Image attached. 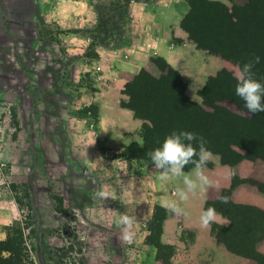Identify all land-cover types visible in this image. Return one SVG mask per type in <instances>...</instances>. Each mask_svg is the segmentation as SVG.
Returning a JSON list of instances; mask_svg holds the SVG:
<instances>
[{
	"label": "rangeland",
	"instance_id": "1",
	"mask_svg": "<svg viewBox=\"0 0 264 264\" xmlns=\"http://www.w3.org/2000/svg\"><path fill=\"white\" fill-rule=\"evenodd\" d=\"M56 1L0 0V241L9 240L11 247L2 255L13 264H174L173 246L159 242L165 211L157 207L151 185L158 170L120 144L140 130H118L115 138L99 125V105L116 84L117 105L126 108L123 88L141 69L166 76V86L153 91L158 98L153 102L171 98L181 104L187 96L210 111L199 95L203 87L193 100L185 79L179 81L156 55L141 58L133 51L135 60L110 58L116 48L123 55L127 50L130 26L116 20L123 15L116 7L126 0H87L81 13L63 23L47 10ZM210 1L231 7L229 0ZM203 51L219 61L209 76L226 69L235 77L237 64ZM126 61L131 70L121 68ZM217 104L249 117L231 101ZM247 142L246 134L235 133L232 147L242 154ZM243 160L252 179L264 183V161ZM101 189L111 198H97ZM120 214L135 218L130 244L120 239L115 224ZM181 232L182 240L190 237ZM186 254L180 253L184 261Z\"/></svg>",
	"mask_w": 264,
	"mask_h": 264
},
{
	"label": "trees",
	"instance_id": "2",
	"mask_svg": "<svg viewBox=\"0 0 264 264\" xmlns=\"http://www.w3.org/2000/svg\"><path fill=\"white\" fill-rule=\"evenodd\" d=\"M229 1L230 8L219 1L205 0L198 3L197 0H188L189 10L183 16L180 26L198 49L218 54L239 67L250 57L259 56L261 62L254 69L255 78L264 84V0L243 3ZM155 59L165 60L161 56ZM166 65L181 81L178 71L172 69L168 63ZM236 83L235 77L226 69H220L214 76H208L199 91L204 104L210 108L207 111L187 96L183 97L181 104H174L171 98L166 104L161 103L160 99V102H153L152 98L158 99L153 91L166 86V76L156 78L141 69L125 83L123 93L128 96V101L123 107L131 110L134 118L143 120L139 129L142 142H132L124 150L127 154L135 152L137 158L152 164L148 154L159 147L167 135L173 131H190L204 138L206 148L219 155L221 163L235 166L243 159L264 161V112L255 115L248 113L243 100L235 94ZM216 85L223 89H215ZM224 100L234 103L238 109L248 113L249 117L217 104ZM235 133L248 136L242 154L232 147ZM211 164L209 162L207 166ZM191 168L192 165H188L184 170ZM246 180L257 184L264 191V183L252 178ZM239 182L241 179L233 175V185ZM229 193L230 190H224L221 196L229 197ZM209 206L219 208L231 220L226 228L212 224L211 230L215 236L229 249L254 257L259 260V264H264V257L254 249L256 242L264 237V210L236 205L230 200L228 204H222L220 199ZM167 215L169 213L165 211L161 217L159 233L161 222ZM8 242L10 243L8 240L6 245L4 241H0V264H13L10 258L2 255L3 252L11 250Z\"/></svg>",
	"mask_w": 264,
	"mask_h": 264
},
{
	"label": "crops",
	"instance_id": "3",
	"mask_svg": "<svg viewBox=\"0 0 264 264\" xmlns=\"http://www.w3.org/2000/svg\"><path fill=\"white\" fill-rule=\"evenodd\" d=\"M56 2L53 9L47 10L53 17L59 19L60 23L67 22L73 14L81 13V8L87 7V0H57ZM120 7L123 15L116 20L124 21L126 26H130L127 28L124 41L128 46L124 55L122 50L119 52L116 48L114 53L109 54L110 58L114 61H122L123 58L135 60V57L130 54L133 51L137 55L141 54V58L144 54L161 56L185 79L189 96L196 100L197 92L203 87L207 77L214 74L219 61H215L214 57L198 49L180 26L183 16L189 10L188 0H129L124 5H117L116 8L119 10ZM96 26L100 29L103 25L97 23ZM109 41L112 44L117 42L112 36ZM131 67L126 61L121 68L131 70ZM192 68L193 70L189 71ZM117 87L118 85L111 84L108 92L101 97L99 105V125L101 129L110 132L115 138L118 130L134 132L141 126V121L133 117L131 110L118 107ZM123 121L126 122V126H123ZM132 142L140 144L142 142L140 134H130L122 138L120 144L125 147ZM246 161L243 160L235 166H230L221 163L220 157L212 154V164L206 167L205 174L220 184V191L209 189L206 196L197 195L190 198L183 205L188 213L187 216L175 217L169 214L162 220L159 241L175 249L174 264H259V260L254 257L244 256L229 249L215 236L211 228H202L199 221L201 212L214 207L209 204L219 201L224 190H230L229 200L233 204L264 210V191L260 190L257 184L246 180L254 178L252 172L245 170ZM184 171L187 173L191 169ZM233 175L241 179V182L233 185ZM151 185L155 193L156 204L160 208H162V197L175 199V189L182 187L181 181L177 179L161 180L159 170L151 175ZM214 208L218 216L217 222L213 224L228 227L231 224L230 218L219 208ZM225 221L228 222L226 225H224ZM182 230L190 232V237L182 240ZM254 249L264 257V237L256 242ZM183 251L187 253V261L180 256Z\"/></svg>",
	"mask_w": 264,
	"mask_h": 264
},
{
	"label": "clouds",
	"instance_id": "4",
	"mask_svg": "<svg viewBox=\"0 0 264 264\" xmlns=\"http://www.w3.org/2000/svg\"><path fill=\"white\" fill-rule=\"evenodd\" d=\"M261 62L259 56L250 57L242 67L235 72L237 81L235 94L240 97L248 113L255 115L264 112V84L255 76V67ZM152 164L160 173V179L164 181L177 179L182 187L175 189V199L162 197L161 207L175 217L187 216L185 205L190 198L197 195L206 196L209 189L220 191V184L211 180L205 169L212 160V153L206 148V141L197 133L190 131H173L167 135L161 145L150 152ZM192 165L190 172L184 169ZM101 200L111 198L109 191L101 189L95 193ZM222 204L229 203L228 196L219 197ZM217 212L214 207L202 211L199 216L200 226L210 229L217 222ZM135 218L127 214H120L115 224L121 230L120 239L124 243H132L134 239ZM228 222L225 221L226 225Z\"/></svg>",
	"mask_w": 264,
	"mask_h": 264
}]
</instances>
